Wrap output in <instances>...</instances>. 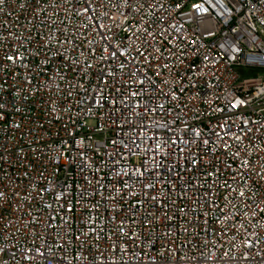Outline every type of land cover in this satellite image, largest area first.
Returning <instances> with one entry per match:
<instances>
[{
	"label": "built area",
	"instance_id": "obj_1",
	"mask_svg": "<svg viewBox=\"0 0 264 264\" xmlns=\"http://www.w3.org/2000/svg\"><path fill=\"white\" fill-rule=\"evenodd\" d=\"M0 264H264V0H0Z\"/></svg>",
	"mask_w": 264,
	"mask_h": 264
}]
</instances>
